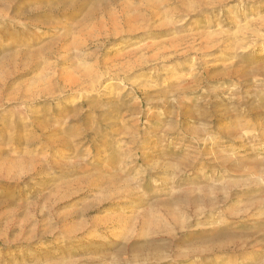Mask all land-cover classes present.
<instances>
[{
	"label": "rangeland",
	"instance_id": "rangeland-1",
	"mask_svg": "<svg viewBox=\"0 0 264 264\" xmlns=\"http://www.w3.org/2000/svg\"><path fill=\"white\" fill-rule=\"evenodd\" d=\"M0 264H264V0H0Z\"/></svg>",
	"mask_w": 264,
	"mask_h": 264
}]
</instances>
